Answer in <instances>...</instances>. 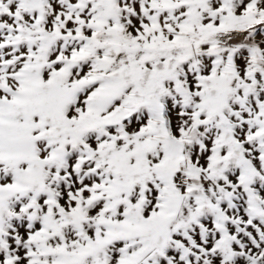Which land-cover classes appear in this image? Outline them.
<instances>
[{
  "label": "snow or ice",
  "instance_id": "obj_1",
  "mask_svg": "<svg viewBox=\"0 0 264 264\" xmlns=\"http://www.w3.org/2000/svg\"><path fill=\"white\" fill-rule=\"evenodd\" d=\"M0 264H264V0H0Z\"/></svg>",
  "mask_w": 264,
  "mask_h": 264
}]
</instances>
